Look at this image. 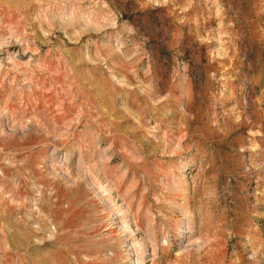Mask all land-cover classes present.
<instances>
[{"label":"rangeland","instance_id":"obj_1","mask_svg":"<svg viewBox=\"0 0 264 264\" xmlns=\"http://www.w3.org/2000/svg\"><path fill=\"white\" fill-rule=\"evenodd\" d=\"M0 264H264V0H0Z\"/></svg>","mask_w":264,"mask_h":264}]
</instances>
